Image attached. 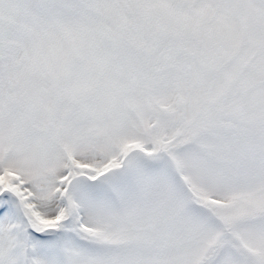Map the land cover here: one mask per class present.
I'll return each mask as SVG.
<instances>
[{
    "label": "snow or ice",
    "instance_id": "obj_1",
    "mask_svg": "<svg viewBox=\"0 0 264 264\" xmlns=\"http://www.w3.org/2000/svg\"><path fill=\"white\" fill-rule=\"evenodd\" d=\"M0 264H264V0H0Z\"/></svg>",
    "mask_w": 264,
    "mask_h": 264
}]
</instances>
